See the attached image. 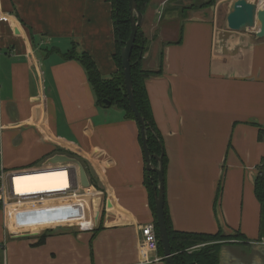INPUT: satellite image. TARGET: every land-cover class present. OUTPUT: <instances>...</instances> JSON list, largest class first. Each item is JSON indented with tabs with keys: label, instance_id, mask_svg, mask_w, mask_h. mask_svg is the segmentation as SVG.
Here are the masks:
<instances>
[{
	"label": "crops",
	"instance_id": "obj_1",
	"mask_svg": "<svg viewBox=\"0 0 264 264\" xmlns=\"http://www.w3.org/2000/svg\"><path fill=\"white\" fill-rule=\"evenodd\" d=\"M196 1L151 0L141 27L143 68L160 72L146 88L166 155L167 210L176 231L244 235L224 247L220 264H264L255 193L264 167V38L225 40L236 0L200 10ZM74 44L104 78L117 72L108 0H0V166L24 171L14 180L20 196L65 194L71 165H47L63 154L87 162L99 188L83 164L90 189L59 205L0 211V264H164L158 251L146 263L142 250L141 228L154 215L140 128L125 111L97 106L83 66L63 60Z\"/></svg>",
	"mask_w": 264,
	"mask_h": 264
},
{
	"label": "trees",
	"instance_id": "obj_2",
	"mask_svg": "<svg viewBox=\"0 0 264 264\" xmlns=\"http://www.w3.org/2000/svg\"><path fill=\"white\" fill-rule=\"evenodd\" d=\"M151 0H137V5L140 11L145 14ZM113 8V19L115 24V34L117 38V49L113 55V60L117 66V72L114 73L110 78H104L92 56L83 50H79L77 45L74 44L72 49L63 55L64 61H77L85 69L90 85L96 96L97 106L100 108H107L104 104L105 100L111 102V107H116L120 110L125 111L126 119L133 120L137 122L133 112L129 107L128 97L124 87V76L122 69V62L120 57L121 46L119 44V38L123 41V45L128 41L131 33V23H130V9L129 0H108ZM217 0H210L208 3L203 4V7L214 6ZM147 50V41L144 36H137V40L131 56L132 65V79L134 85V97L136 105L142 114L146 124H147V139L148 146L153 155L160 156L164 153L162 138L157 129L152 108L149 100V96L146 88V81L148 78L155 74L144 70L143 68V57ZM138 124V122H137ZM139 128L140 125L138 124ZM140 141L143 148L142 134L140 128ZM145 155V154H144ZM87 168V172L91 176V183L93 186L98 188L97 180L92 175L91 167L87 162L81 160ZM163 162H166V155L164 156ZM154 165H157V161L153 160ZM145 181L144 185L149 193L150 208L154 215V224L156 225V230L158 233V226L156 221L155 212V190L154 186L158 184V175L154 171H147V164L145 159ZM99 189V188H98ZM255 193L256 197L261 205L262 209V232L261 237L264 238V167L262 168L259 176L255 182ZM166 200V197H165ZM165 213L167 219V226L169 232V238L171 243L172 254L176 264H220V250L223 247L221 244H216L215 246H209L202 250H192L197 246L202 244L210 243L213 241L220 240H241L246 241L243 234L236 232L232 236L222 235L223 230H220L216 236L206 233H192V232H181L176 231L172 227L170 216L167 210L165 202ZM159 236V233H158ZM46 235L40 240V243L44 242ZM158 252L164 258V251L159 241ZM164 264H168L163 259Z\"/></svg>",
	"mask_w": 264,
	"mask_h": 264
},
{
	"label": "water",
	"instance_id": "obj_3",
	"mask_svg": "<svg viewBox=\"0 0 264 264\" xmlns=\"http://www.w3.org/2000/svg\"><path fill=\"white\" fill-rule=\"evenodd\" d=\"M131 33L128 41L123 45V41L119 38L121 46L120 57L122 62L124 87L129 101V107L133 112L138 124L141 128L143 150L145 154L147 171H154L158 175V185L154 186L155 190V212L158 226L159 241L164 251V260L168 264H176L174 255L171 250L167 219L165 213V177H164V153L160 156L153 155L148 146L147 124L140 113L134 97V85L132 79L131 56L137 40V36H142L141 27L144 20V14L137 5V0H129ZM225 40L230 38L232 33H249L253 32L258 39L264 38V7L256 2H248L247 0H236L231 5L229 14L226 17L224 26ZM107 107H111V102L104 101ZM153 160L157 161L154 165ZM61 164H72L78 167L80 185L83 189H90L91 183L88 178L84 165L77 159L67 155L58 154L50 158L47 162L48 166H56Z\"/></svg>",
	"mask_w": 264,
	"mask_h": 264
},
{
	"label": "built area",
	"instance_id": "obj_4",
	"mask_svg": "<svg viewBox=\"0 0 264 264\" xmlns=\"http://www.w3.org/2000/svg\"><path fill=\"white\" fill-rule=\"evenodd\" d=\"M24 171H18V172H10L6 171L2 166H0V211L8 212V209L10 206H17L16 208L19 209V206H28L36 201H46L48 199H60L61 197H65L70 192H74V187L77 184V181L72 173L73 176V182L72 187L73 189L70 190V192H66L65 194H59V195H53V196H20L17 194L15 190L14 180H15V174L21 173ZM85 191L86 189H81V191ZM75 194V193H74ZM55 199V200H58ZM35 204V203H34ZM60 204V203H57ZM142 232V250L145 255V261L146 263H150L149 260H147L146 256L150 252H156L158 251V245H159V236L156 230V225L154 223H149L141 228ZM197 248V247H195ZM0 250H3V246L0 245Z\"/></svg>",
	"mask_w": 264,
	"mask_h": 264
},
{
	"label": "rangeland",
	"instance_id": "obj_5",
	"mask_svg": "<svg viewBox=\"0 0 264 264\" xmlns=\"http://www.w3.org/2000/svg\"><path fill=\"white\" fill-rule=\"evenodd\" d=\"M219 1V0H218ZM248 2H256V3H258V4H260L261 3V0H247ZM228 2L229 1H224V5H226V4H228ZM196 4V6H194L195 7V9L196 10H200V9H202L201 8V6L203 5V2H199L198 0L195 2ZM204 4H206V3H204ZM222 5V4H221ZM262 8H263V6H261ZM222 8V7H221ZM185 10H186V8H185ZM225 12H226V7H225V9H223L222 8V11H221V16H220V19H221V21H224V19H225ZM70 165V164H69ZM71 170H72V173H73V175H74V177H75V179L76 180H78L79 179V171H78V167L76 166V165H72L71 164ZM78 183H80L79 181H78ZM81 187H80V184H76V186L74 187V192H70L68 195H66V196H72L73 195V193H80L81 192ZM83 191V190H82ZM55 199H58V198H55ZM63 199H65V198H60V199H58V200H55V202H54V204L56 205L57 203H60V202H62L63 201ZM93 198L92 197H89V198H85L84 197V200H85V203H87V205H86V210H94V203H95V200H92ZM52 200V199H51ZM91 200V202H89ZM78 202V201H77ZM91 203V204H90ZM61 204V203H60ZM37 205V204H36ZM35 205V206H36ZM57 205H59V204H57ZM89 205L91 206L90 208H88L89 207ZM34 206V207H35ZM85 220V218L83 219V220H80V219H78V220H75L74 222H67V224H69V225H73V226H78V224L80 223V222H82V221H84ZM61 224H64V223H61ZM222 235H226V234H223V232H222ZM233 234H230L229 236H232ZM212 236H216V234H212ZM238 242H241V240H237V239H234V240H224V241H222V240H220V238H219V240L218 241H213V242H210V243H206V244H202V245H200V246H197V248H194V249H191V251L192 250H202V249H204V248H207V247H209V246H215L216 244L218 245V244H221L223 247L221 248V250H220V254H221V252L222 251H224V247L225 246H228V245H231V244H236V243H238ZM220 254H219V256H220ZM164 258H162V260H163ZM220 259V258H219ZM221 261V260H220Z\"/></svg>",
	"mask_w": 264,
	"mask_h": 264
},
{
	"label": "bare ground",
	"instance_id": "obj_6",
	"mask_svg": "<svg viewBox=\"0 0 264 264\" xmlns=\"http://www.w3.org/2000/svg\"><path fill=\"white\" fill-rule=\"evenodd\" d=\"M158 185V184H157Z\"/></svg>",
	"mask_w": 264,
	"mask_h": 264
}]
</instances>
